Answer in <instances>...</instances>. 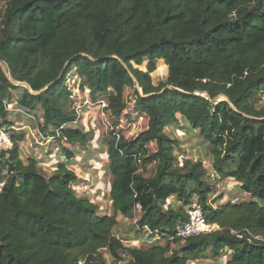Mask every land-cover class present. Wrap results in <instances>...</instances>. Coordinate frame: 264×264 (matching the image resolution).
<instances>
[{"label":"trees","instance_id":"1","mask_svg":"<svg viewBox=\"0 0 264 264\" xmlns=\"http://www.w3.org/2000/svg\"><path fill=\"white\" fill-rule=\"evenodd\" d=\"M156 61L167 67L157 85L150 76ZM0 63L7 71L0 66V126L11 140L0 153V264H121V253L125 264H264V107L256 106L264 89V0H5ZM70 72L92 101L105 97L114 126L126 87L147 118L137 137L107 143L111 214L73 187V147L85 148L91 137L67 127L77 119L65 84ZM16 89L17 108L59 145L47 155L49 175L38 167L44 148L23 158L25 132L8 120ZM179 118L209 145L215 177L233 181L250 200L214 207L203 163L177 165L179 141L166 128ZM142 161H158L154 177L144 175ZM193 205L216 228L176 236ZM134 211L137 228L158 236L144 248H124L113 231L117 215Z\"/></svg>","mask_w":264,"mask_h":264},{"label":"rangeland","instance_id":"2","mask_svg":"<svg viewBox=\"0 0 264 264\" xmlns=\"http://www.w3.org/2000/svg\"><path fill=\"white\" fill-rule=\"evenodd\" d=\"M5 0H0V11ZM6 69L3 63H0ZM147 61L139 66L140 69L146 68ZM156 69L150 74L152 82L157 85L159 82L165 81L167 77V67L163 61H156ZM15 84V83H14ZM65 84L71 90L70 107L77 113V119L74 123L67 125L72 128H82L88 132L91 139L85 148L75 145L73 147L76 152V157L71 164V168L75 171L78 181L74 184L76 193L80 196H85L98 205L99 210L111 214V206L109 201V187L111 178L106 174V148L107 143L114 135H123L125 138L131 139L137 137L147 127V118L139 114L135 108V96L133 88L126 87L124 90V100L126 108L123 111L118 125L114 126L112 117L105 106V97L98 98L96 102L89 97L88 91L81 88L80 78L76 74L70 72L66 76ZM17 85V84H15ZM21 86V85H18ZM21 92V89L11 90L10 104H7L8 120L13 122L14 129L23 130L25 139L20 143L22 156L33 155L37 149L41 147V153L38 154V167L49 175L53 170L54 161L51 162L47 155L58 153L59 145L52 136L45 137L37 129L36 120L24 110L17 108L13 101ZM257 107H264V89L258 94ZM220 99V98H219ZM40 116V112L38 113ZM37 118V117H36ZM1 122V120H0ZM169 136L177 138L179 144L174 150L178 158L177 165H182L184 159L192 161H201L207 169L206 180L211 189L208 195L209 201L215 206L224 202H240L250 200V195L243 193L233 181L218 180L212 171V156L209 153V145L200 137L197 130H193L190 125L179 118L174 124L166 128ZM9 135V134H8ZM66 144V143H65ZM41 146V147H40ZM11 147V144H10ZM9 147V148H10ZM150 152H154L156 147L154 143L148 145ZM34 150V151H32ZM160 165L158 161H142L141 169L146 177H154ZM5 175V169L0 167V180ZM1 185V183H0ZM222 198L221 200H219ZM197 200L193 196L192 202ZM169 202H174V199H169ZM177 205H179L177 203ZM186 209V207H185ZM139 213L134 211L129 217L117 215V224L114 228V234L119 237L124 245V248L130 247H146V244L158 238L155 234L152 237L147 235L146 231L139 230L136 225ZM162 241V240H160ZM177 247V245H173ZM107 263L110 262V257L105 250H102ZM124 256L125 264L127 254L121 253ZM203 259L189 264H217V260Z\"/></svg>","mask_w":264,"mask_h":264},{"label":"built area","instance_id":"3","mask_svg":"<svg viewBox=\"0 0 264 264\" xmlns=\"http://www.w3.org/2000/svg\"><path fill=\"white\" fill-rule=\"evenodd\" d=\"M11 140L5 128L0 126V153L10 147ZM187 220L176 225L175 235L185 238L191 235L210 232L216 228V225L209 224L200 206L193 205L185 210Z\"/></svg>","mask_w":264,"mask_h":264},{"label":"water","instance_id":"4","mask_svg":"<svg viewBox=\"0 0 264 264\" xmlns=\"http://www.w3.org/2000/svg\"><path fill=\"white\" fill-rule=\"evenodd\" d=\"M0 66H2V65L0 64ZM2 67H3V66H2ZM3 71H4L5 73L7 72L5 68H3ZM13 83H15V84H17V85L24 86V87H26V88H29L28 84L25 83V82L13 81ZM32 93H33V94H36V93H38V92H32Z\"/></svg>","mask_w":264,"mask_h":264},{"label":"crops","instance_id":"5","mask_svg":"<svg viewBox=\"0 0 264 264\" xmlns=\"http://www.w3.org/2000/svg\"><path fill=\"white\" fill-rule=\"evenodd\" d=\"M145 231V230H144Z\"/></svg>","mask_w":264,"mask_h":264}]
</instances>
